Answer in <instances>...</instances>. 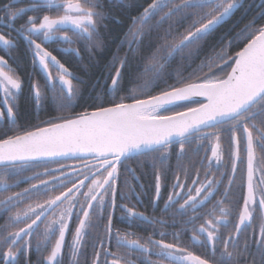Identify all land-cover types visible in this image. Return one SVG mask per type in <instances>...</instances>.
<instances>
[{"label": "snow or ice", "instance_id": "6c2138e0", "mask_svg": "<svg viewBox=\"0 0 264 264\" xmlns=\"http://www.w3.org/2000/svg\"><path fill=\"white\" fill-rule=\"evenodd\" d=\"M240 2L241 0H180L175 3L174 0H151L143 13L132 20V25L121 41V44H127L128 53L123 58L114 57L108 66L104 77L105 85L102 93L97 96L100 102L94 105L93 111L81 112L74 118L62 115L50 117L41 122L44 126H36L35 130L16 135L5 134L4 138H0V195L9 193L0 199V215L10 212L25 199L47 196L55 187L65 186L69 177L64 173H61L64 180L54 178L59 183L52 188L49 187L50 181L40 179L42 174L39 172L24 177L23 173L34 167V161L59 163L58 157L89 153L95 155L103 169L102 172L98 170L99 174H92L87 186L84 181L89 177L85 175L79 181V187L72 181V187L67 191L49 196L34 206L28 205L25 211L10 215L0 225V248H6V251L0 252L2 264H15L20 252L31 246V241L24 237L36 235L40 224H44L45 228L43 239L36 243V250L46 249L55 239L45 261L46 264H63L62 249L74 215L78 223L70 252L73 264H79L77 257L82 254V242L90 234L89 230L98 226L94 218L95 221L103 220L106 208H111L114 212L117 207V166L130 158L147 157L152 160V167L156 170L155 195L152 200L155 211L161 199V177L163 175L166 178L174 144L179 145L176 166L185 171V182H181L177 176L172 185L173 191L168 195L161 211L171 215V226L175 227L177 223L182 225L179 232L171 233L176 242H166L165 238L169 233L155 227L159 225L164 228L168 225V220L148 216L138 211L136 205L129 207L121 204L124 213L122 219L128 223L129 228L137 223H146L153 226V229L147 237L134 232H122L120 229L114 231L113 214L109 212L105 225L107 242L114 239L117 249L125 250L124 255H117L105 249L106 256L113 257L110 264H121V261L123 264H133L130 257L134 254L139 264H210L208 259L180 246L181 233L188 231H191L189 239L194 245L199 244L209 250L213 257L211 264H239L240 258L246 255H252V264H264V189H261V197L257 201L256 185L253 182L256 148L264 151V127H258L256 123L259 121L260 125H264V25L257 27L255 21L246 24L234 39L229 40L227 46L219 51L214 50L213 56L206 57L187 76L185 72L190 64H178L172 68L177 56L185 60L190 59L194 51L198 52L202 43L233 15ZM99 7V0H84V3L80 0H29L26 7L17 6L16 0H4L0 3V12H3L0 16V28L9 29L8 32L0 31V50L10 53L17 47L18 40L23 39L29 49L33 50V66H36L38 58L39 66L45 74L46 91H42L38 84L32 85V101L38 109L48 104L58 113L72 108L74 101L80 96V88L73 81L80 78L74 76L37 40L42 38L43 42H49L61 39L72 44L71 37L66 34L57 36V33L63 32L70 24L76 35L93 42L97 22L104 16L97 10ZM52 9L63 10V14L55 17L44 14L42 18L29 15L18 28L15 26V21L28 12L38 14ZM178 14H181V24L190 21L188 27L184 32L173 36L170 24L164 35L159 37L160 42L154 44L151 39L152 31L158 30ZM157 16L159 19L153 25L151 22ZM12 31H15V37L11 35ZM243 40L247 41L243 47L234 56L229 55L232 44ZM95 45L99 47L101 42L97 40ZM75 51L78 54V50ZM142 51H146L147 55H141L135 69L128 72L129 79L125 85L128 55L130 53L135 57ZM173 78L174 82L169 84L168 80ZM108 80L111 81L110 85L107 84ZM161 84L164 85L163 88L160 87ZM21 90L22 81L8 64V60L0 55V92L4 94L5 104L11 102L6 112L0 111V120L7 116L12 128L16 127L14 108ZM121 92L125 94L121 95ZM105 93L111 97L107 106L102 99ZM193 97H203L206 103L188 107L183 112L175 111L172 115L161 114L172 111ZM223 126L232 133V140L236 145L232 154L235 157L232 163L233 175L237 170L236 161L240 160L241 150L237 132L246 134L247 154V194L243 197V209L239 212L238 223L234 225V233L225 239L221 238L220 229L228 227V217L232 214L224 204L228 189H225L223 199L217 200L207 212H201L214 199L222 180L209 179L206 171L205 180L201 181L197 172V178L189 186L186 182L188 173L183 163L187 155L186 144L208 140L214 136L216 144L211 151L219 164L223 158L220 134L218 131L206 130ZM252 129L256 130L255 137ZM126 171L135 177V169L128 167ZM47 174L49 170L45 169L44 175ZM22 179L39 180V183L31 184L19 192H12L11 189L18 187ZM125 183L128 192L120 193V199L130 200L132 196H136L139 203V194L135 192V188L127 180ZM259 183L264 184V174ZM231 184L230 179L229 186ZM83 187H87L86 192L80 191ZM78 195L84 197L83 203L78 201ZM64 204L67 207L62 208L61 205ZM77 204L79 211L74 212ZM257 204L261 211V239L257 242L255 253H250L248 243L245 241L243 248H240L238 238L247 227H251L253 212L256 211L251 206ZM177 217L181 219L178 221ZM198 221L203 222L197 227ZM21 223L25 226L18 228L17 225ZM157 235L160 239L154 238ZM100 243L103 248L105 241ZM219 245L222 247H218ZM153 256L157 259L153 260ZM99 259L100 252L97 251L93 264H99Z\"/></svg>", "mask_w": 264, "mask_h": 264}, {"label": "flooded vegetation", "instance_id": "af4514ba", "mask_svg": "<svg viewBox=\"0 0 264 264\" xmlns=\"http://www.w3.org/2000/svg\"><path fill=\"white\" fill-rule=\"evenodd\" d=\"M131 5H133V0H129ZM17 6L26 7L29 3V0H16ZM84 3V0L81 1ZM100 2H110L112 6H116L117 4L123 2V0H100ZM99 2V4H100ZM3 3V2H2ZM151 3L149 0H144V4H142V9L138 16L143 13V9ZM264 3V0H241L240 6H248L252 8H259ZM238 7V8H239ZM237 8V9H238ZM44 14H48L50 16L62 15L63 10L57 11L56 9L52 10H44L40 13L28 12L24 14L21 18L15 21V26L18 28L22 23L27 20V16L29 15H38L40 18ZM3 15V12H0V16ZM133 19L136 18L132 16ZM118 21V19H115ZM132 25V22L130 26ZM129 26V28H130ZM72 25H68L63 32L57 33L58 37H62L63 35H67L71 37L73 43L68 44L63 42L61 39H55L49 42H43L42 38L38 39V43H42L43 47L48 51L52 52L57 59L65 65L66 68L69 69L70 72L76 75L75 70H72L70 67V62H72L73 57L78 58L83 52L86 46V40L79 37L72 30ZM128 28V29H129ZM0 31L8 32L7 28H0ZM11 35L13 37L16 36L15 31H12ZM124 40V39H123ZM122 41V40H121ZM120 41V43H121ZM126 46L128 50L127 44H123ZM65 49H70L69 51H65ZM78 50V54L77 51ZM0 55L4 56L6 60H8V64L15 70V74L19 76L22 81V90L19 93L17 98V106L14 108L16 112V127L12 128L9 124L7 116L3 120H0V138H4L6 135H16L22 134L24 131H30L35 129L36 126H44L42 121H47L50 117H54L57 115H62L64 117H71L77 115L76 112H71L73 109H68L62 113H58L54 111L50 104L46 105L42 109H38L32 101V85L38 84L42 91H46L45 89V74L43 70L40 68L37 58V64L33 66V50L29 49L27 43L20 39L17 42V47L10 51V53H6L3 50H0ZM82 71V65H81ZM51 70V69H50ZM55 74V73H54ZM80 78V77H79ZM81 79L74 80L73 83L77 84L80 88V96L84 94V85L85 83ZM96 84V83H95ZM111 84V81L108 85ZM102 89L105 85V80L99 84ZM4 94L0 92V111H5L9 104L4 103ZM78 98V102H80ZM74 104H78L77 100L74 101ZM166 114V113H163ZM258 127H264V125H260L259 121L256 122ZM208 132H219L220 134V145L221 151L223 153L222 161L217 164V161L212 156V147L216 144L215 137H211L208 140H203L191 144H186V157L183 161L184 169L187 170L188 177L187 183L189 186L191 185V181L197 178V172H199V179L201 181L205 180V172H208L209 179L222 180V183L219 185V190L216 192L214 199L211 200L210 203L203 209L201 212H207L210 210L217 200H221L224 198L225 189H228L227 199L224 200L225 206H227L231 210V215L228 217L230 223L227 228H221V238L225 239L229 234L234 233V225L238 223L239 212L243 209V197L247 194V154L245 151L246 145V134L243 132H237V137L240 139V160L236 161L237 170L235 174L232 173V163L235 160L234 155H232L236 150V145L232 140V133L227 130L226 126H223L219 129H207ZM254 137L257 135L256 130L252 129ZM179 150V145L174 144L171 148V158L169 160V169L166 174V178L162 175L161 177V199L159 201V207L153 211L152 200L155 195V171L152 167L151 158L147 157H134L130 158L123 162L122 165H118L119 170V178L116 182L117 187V196H116V205L114 212L111 208H106L104 211V219L100 221L94 222L98 224L97 227L90 229V234L85 237V240L82 242L83 246L80 249L82 253L77 257L79 264H93L95 259V253L100 252L99 264H110L112 260V256H106L105 249L110 252L117 253V255H124V249H117L115 240H111L110 243L107 242L106 234H105V225L107 223V216L109 212L113 214V230L120 229L122 232H134L139 236L147 237L151 234L153 226L148 225L146 223H137L134 224L131 228H129L128 223L122 219L124 215L120 205L127 204L129 207L132 205H136V209L140 212H144L148 216H155L158 218H164L169 221L168 225L164 228H160L159 225H156V229L159 231H166L169 235L165 238L166 242H173L171 233L176 231L179 232L181 230L182 225L177 223L175 227L171 226V215L169 213H162L161 209L164 207V202L167 200L168 195L173 191L172 185L176 182L177 176H179L181 182H185V171L183 169L177 168V159L176 153ZM111 159V157H109ZM59 163L56 162H42L35 161L33 162L34 167L31 171L23 173L24 177H30L34 172L41 173L40 179L50 181L49 187L52 188L53 185L59 183V180H64V176L61 173H64L68 180L65 181L64 187H55L54 190L49 191L47 196H33L31 199H25L21 201L16 207L12 208L10 212H4L0 215V225H3L10 215H14L17 211H25L28 205H35L37 202H43L48 199L49 196L59 195L60 192L67 191L68 188L72 187V181H75L77 186L79 187V181L84 179V176L87 175L89 177L88 180L84 181L85 186L90 183L93 173H98L99 171H103L101 168V162L96 158H87V159H67V160H58ZM63 166V167H62ZM131 167L135 169V177H133L130 173L126 171V168ZM254 168L256 171L254 172V184L256 185V197L257 201L261 197V189H264V184H260L259 181L264 174V151H262L259 147L256 148V158L254 161ZM45 169L49 170V174L44 175ZM219 169V170H218ZM55 170V171H53ZM59 178V180L54 179ZM232 180V184L229 186V180ZM128 181L134 188L135 192L139 194V203H137L136 196H132L130 200H121L120 193H127L128 186L125 181ZM39 180H24L22 179L18 187H13L11 189L12 192L22 191L24 188L30 187L31 184H38ZM198 186V185H197ZM81 192H86L87 187H83L80 189ZM9 193H4L0 195V199H3L4 196ZM78 201L80 203L84 202V197L82 195H78ZM107 199V198H106ZM183 201H181L182 203ZM61 207H67L66 204L61 205ZM178 207V205H177ZM251 208H255L256 211L253 212L254 219L252 220L251 227H247L241 236H239L240 248H243L245 241L249 245V252L255 253L257 242L261 239L260 235V216L261 211L257 205H252ZM59 211V210H57ZM79 211V204H77L74 212ZM191 214V213H190ZM218 215V213H217ZM34 218V217H33ZM51 218V217H49ZM181 218L177 217L179 221ZM186 219V217L184 218ZM29 223L31 221H28ZM203 221L197 222V227L199 223ZM78 221L76 220L75 215L73 216L70 225L69 231L66 233L65 245L62 249V261L63 264H73V259L71 257L70 245L72 244L73 234L75 231V227L77 226ZM23 223L18 224L17 227H24ZM45 225L40 224L39 229L33 237H24L25 240L31 241V246L23 251L17 257L15 264H38V254L42 253L44 257H41L42 264H46L45 258L49 254L51 250L52 244H54L55 239L52 240L51 244L48 245L46 249L41 251L36 250V243L43 239ZM191 228V225L188 226ZM12 230V229H9ZM58 235V234H57ZM191 236V231L186 233H181L180 236V246L186 247L189 251L193 252L196 255L201 256L202 258L208 259L210 261L213 260L209 250L205 247H201L199 244H193L189 237ZM155 239H160L157 235L154 237ZM104 240V247H101V241ZM218 247H222L219 245ZM6 251V248H0V252ZM44 251H48L47 254H44ZM218 255V253H217ZM133 260V264H139V261L135 259V254L130 257ZM153 260H156L157 257L153 256ZM0 264H2V259H0ZM123 264V261H121ZM167 264V262H165ZM239 264H252V255H246L240 258Z\"/></svg>", "mask_w": 264, "mask_h": 264}, {"label": "trees", "instance_id": "16d2710c", "mask_svg": "<svg viewBox=\"0 0 264 264\" xmlns=\"http://www.w3.org/2000/svg\"><path fill=\"white\" fill-rule=\"evenodd\" d=\"M2 2H4V0H0V3ZM149 2H151V0H149ZM174 2L179 3L180 0H174ZM142 4H144V0H133V5H131L129 0H123V2L116 6H112L110 2H100V7L97 10L101 11L104 16L102 20H98L97 22V33L94 34L93 42L86 41V46L83 52H81L80 57H73L72 62H70L71 69L75 70L74 72H76V75L85 83L83 88L84 94L79 97L80 102H78L77 99L78 104H73V107L71 108L73 110L71 112L77 111V114H79L84 111L94 110V105L100 102L97 100V96L102 93L103 88L100 89L101 86L99 84H101L104 77L107 75L108 66L113 62L114 57L123 58L125 54L128 53L126 46L121 44L120 41L125 38V34L129 30L128 28L133 20L132 16L139 17L138 15L142 9ZM165 11H167V9H165ZM180 16L181 14H178L171 20L165 22L158 30L152 31L151 39L154 44L160 42L159 37L164 35L170 24L172 25L173 36L184 32L190 21H184L183 24H181L179 22ZM115 19H118V21ZM158 19L159 16H157L151 23L154 25ZM252 21H255L257 27L264 25V3L259 8H250L247 5L239 7L233 15L228 18V20L220 25L214 33L202 43L198 52L194 51L192 57L185 60H181L180 56H177L172 64V68H175L178 64H190V67H188L185 72V75L187 76V74L196 69L206 57L213 56L214 50L219 51L221 48L227 46L229 40L234 39L236 34L244 28L246 24H249ZM97 40L101 42L99 47H96L95 45V41ZM246 42V40H243L232 44L229 49V55L234 56ZM145 43L147 44V38ZM141 55H147V52L142 51L141 54H137L135 57L129 53V65L128 69L125 71L124 78L125 85H127L129 79L128 72L135 69L136 65L140 62ZM81 65L82 71L80 68ZM116 66H119L118 61ZM204 71L206 72L207 69ZM219 74L223 75V73ZM98 80L99 83H97ZM109 82L110 80L107 81V84H109ZM173 82L174 78L168 80L169 84ZM160 87L163 88L164 85L161 84ZM156 91H159V89ZM120 94L124 95L125 93L121 92ZM102 99L105 106H107L111 97L105 93L102 95ZM193 104L194 103H182L181 106L174 108L172 111L161 113L170 114L175 111L183 110ZM47 252L48 251H44V254H47ZM42 255V253L38 254V264L43 263L41 257L44 256Z\"/></svg>", "mask_w": 264, "mask_h": 264}, {"label": "water", "instance_id": "95a60500", "mask_svg": "<svg viewBox=\"0 0 264 264\" xmlns=\"http://www.w3.org/2000/svg\"><path fill=\"white\" fill-rule=\"evenodd\" d=\"M229 71H230V69H229ZM182 103H194L192 106H189V107H198L199 103H206V100L203 97H193L191 100L185 101V102H182ZM187 108H185L183 110H180V111L181 112L186 111ZM91 111H93V110H91ZM91 111H89V112H91ZM173 113H170V114H162L161 113V114L162 115H172ZM75 116H71L69 118H74ZM33 130H35V129H33ZM30 131H32V130H30ZM87 158L96 159L94 154H89V153H77L75 155H69L68 157H58L57 159L58 160H67V159H87Z\"/></svg>", "mask_w": 264, "mask_h": 264}]
</instances>
